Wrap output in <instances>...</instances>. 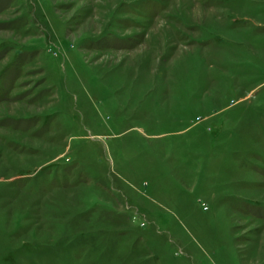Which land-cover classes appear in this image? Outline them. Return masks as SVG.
<instances>
[{
    "label": "rangeland",
    "instance_id": "rangeland-1",
    "mask_svg": "<svg viewBox=\"0 0 264 264\" xmlns=\"http://www.w3.org/2000/svg\"><path fill=\"white\" fill-rule=\"evenodd\" d=\"M0 264H264V0H0Z\"/></svg>",
    "mask_w": 264,
    "mask_h": 264
}]
</instances>
